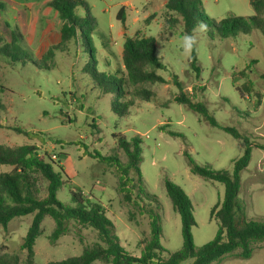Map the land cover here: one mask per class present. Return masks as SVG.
Returning a JSON list of instances; mask_svg holds the SVG:
<instances>
[{
    "label": "rangeland",
    "instance_id": "1",
    "mask_svg": "<svg viewBox=\"0 0 264 264\" xmlns=\"http://www.w3.org/2000/svg\"><path fill=\"white\" fill-rule=\"evenodd\" d=\"M21 1L34 8L35 2L43 0ZM85 1L98 22L94 35L96 68L105 74H124L125 40L140 34L153 36L164 65L157 72L165 82L143 85L151 93L148 100L128 93L126 99L133 101L129 114L116 115L110 106L114 95L104 94L85 71L92 60L87 46L72 40L56 49L50 58L39 57L38 54L59 43L62 21L59 13L46 4L31 9L22 17L27 42L18 41L21 59L10 61L0 55V122L5 124L0 128V146L36 144L41 153L47 152L46 160L52 158L56 170L63 168L65 183L57 198L66 205L77 206L72 201L73 191L102 204L115 225L121 246L140 257L142 240L150 238L149 217L124 199L115 167L95 155L98 152L102 157L117 156L125 162L114 136L121 135L127 140L139 136L143 156L140 168L146 192L157 196L160 204L157 208L154 201L144 196L142 206L156 208L160 214L165 261L169 253L177 252L183 245L181 219L173 210L165 179L190 196L196 220L192 230L194 243L203 246L216 235L218 220L211 216V211L223 199L225 188L219 182L191 173L186 153L200 165L232 171L234 160L243 155L245 148L243 141L177 103L176 98L182 93L204 103L221 125L235 127L249 137L254 148L249 166L241 173L238 198L249 219L264 222V150L256 148L264 146V80L260 78L264 72V35L254 30L248 35L236 33L223 38L211 25L212 20L232 15L253 16L255 10L249 1L203 0L202 24L207 27L197 28L194 33L197 41L194 65L192 54L186 56L183 52L182 24L170 26L167 22L166 0ZM0 4V12L9 9L6 1L0 0ZM123 7L124 19L118 20ZM77 12L83 14L82 9ZM2 14L7 18L8 15ZM0 37L11 40L10 32L2 28ZM16 127L37 135L31 138L17 132ZM130 176L136 177L134 172ZM37 180L41 197H45L48 182L40 174ZM32 219L33 215H28L13 219L7 228L0 225V247L17 255L20 264H28L27 252L21 246ZM54 228V220L47 217L36 241L33 264L79 256L85 246L99 240L92 227L72 221L67 234L52 242ZM192 263L193 260H188L181 264ZM213 264H264V243L256 247L250 259L228 256Z\"/></svg>",
    "mask_w": 264,
    "mask_h": 264
},
{
    "label": "trees",
    "instance_id": "2",
    "mask_svg": "<svg viewBox=\"0 0 264 264\" xmlns=\"http://www.w3.org/2000/svg\"><path fill=\"white\" fill-rule=\"evenodd\" d=\"M248 1L255 10L253 16L233 15L220 21L212 20L211 25L221 37L228 38L236 33L248 35L254 30L264 35V0ZM202 3L203 0H166L164 9L168 16V24L170 26L182 24L184 34L194 35V29L196 30L198 24L204 21ZM48 6L59 13L62 21L60 41L44 54H38L39 57L50 58L56 49H60L64 43L72 40L87 46L92 60L85 66V71L104 94L114 95L110 106L116 115L123 117L129 114L133 101L126 99L128 93L148 100L151 93L143 85L165 82V79L157 72L164 68V65L157 54L155 37L140 34L127 38L122 52L125 73L105 74L100 72L94 64L96 58L94 35L98 22L91 14L89 4L85 0H52ZM79 9H82L83 14L77 12ZM124 10L123 7L119 11L118 20L124 19L121 17ZM19 39L23 40L24 36L18 28L12 32L11 41L0 37V55H4L10 61H15V58L21 59ZM191 59L194 65L197 61L195 49ZM195 69L199 73V69ZM260 78L264 80V72L260 74ZM175 83L181 86L179 82L175 81ZM127 87L131 88V92H128ZM245 89L248 91V88ZM176 101L200 114L213 127H218L235 139L243 141L245 145L243 155L234 160L232 171L216 170L210 165H200L186 153L191 173L206 180L219 182L225 188L223 199L219 200L211 211V216L218 220V229L213 240L200 247L195 245L192 230L196 226V220L192 200L180 186L165 179L167 195L173 210L181 219L183 245L177 252L169 253L165 261L162 260L166 249L161 243L160 214L156 208L142 206L144 196L148 201H154L157 208L160 204L157 196H150L146 192V184L140 168L143 156L142 139L139 136L131 140L121 135L114 136L118 140V149L123 152L125 162H121L117 156L102 157L98 152H95V155L102 162L115 167L124 199L132 203L140 212L147 213L149 217L150 238L142 240L143 252L140 257L131 255L121 246L120 239L115 233V225L108 218L102 204L91 199H84L73 191H71L72 201L77 203V206L66 205L57 198L58 191L65 183L61 173L63 168L56 170L54 160L52 158L46 160L47 152L41 153L36 144L17 147L0 146V225L7 228L13 219L33 215L32 223L21 246L27 252L28 264H33L36 241L42 235V223L47 217L55 222V228L51 234L52 242H56L67 234L68 225L72 221L92 227L99 235V240L91 246H85L81 255L47 264H95L97 262L101 264H181L188 260H193L192 264H213L228 256L245 260L252 257L256 247L264 243V222L247 217L238 195L241 187V173L249 166L254 145L247 135L240 133L235 127L221 125L210 114L204 103L196 102L194 98H189L182 93ZM3 127L5 124L0 122V128ZM14 129L31 138L37 135L19 127ZM172 135L176 134L172 133ZM256 148L264 150L263 145ZM1 168L10 169L2 170ZM131 172H134L136 177L130 176ZM39 174L48 182L45 197H41L38 186L37 175ZM0 264H20V259L17 255L0 247Z\"/></svg>",
    "mask_w": 264,
    "mask_h": 264
},
{
    "label": "crops",
    "instance_id": "3",
    "mask_svg": "<svg viewBox=\"0 0 264 264\" xmlns=\"http://www.w3.org/2000/svg\"><path fill=\"white\" fill-rule=\"evenodd\" d=\"M4 1L7 2L9 9H3V11L0 12V24H1L0 28H2L3 30H8L10 32L11 40H12V32H13L12 26H14L15 29L18 28L24 36L23 40L27 42L26 37L23 33L25 23L22 17L24 15V12H27V11L30 12L32 11L31 9L42 7L45 4L47 5V7H49L48 3L52 0H43L42 2H39V3L35 2L34 8H32L31 4H26L21 0H4ZM2 13L8 15L7 18ZM59 38H60V34H59Z\"/></svg>",
    "mask_w": 264,
    "mask_h": 264
},
{
    "label": "clouds",
    "instance_id": "4",
    "mask_svg": "<svg viewBox=\"0 0 264 264\" xmlns=\"http://www.w3.org/2000/svg\"><path fill=\"white\" fill-rule=\"evenodd\" d=\"M206 25L200 23L198 24V28L200 30H206ZM196 30L194 29V32ZM196 38L195 35L193 34H185L182 37V48H183V52L186 56H191L192 52L194 51L195 47H196Z\"/></svg>",
    "mask_w": 264,
    "mask_h": 264
},
{
    "label": "water",
    "instance_id": "5",
    "mask_svg": "<svg viewBox=\"0 0 264 264\" xmlns=\"http://www.w3.org/2000/svg\"><path fill=\"white\" fill-rule=\"evenodd\" d=\"M233 16V15H232Z\"/></svg>",
    "mask_w": 264,
    "mask_h": 264
}]
</instances>
